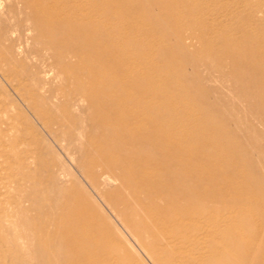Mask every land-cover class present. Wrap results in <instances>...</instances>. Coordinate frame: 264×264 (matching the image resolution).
<instances>
[{
	"label": "bare ground",
	"instance_id": "6f19581e",
	"mask_svg": "<svg viewBox=\"0 0 264 264\" xmlns=\"http://www.w3.org/2000/svg\"><path fill=\"white\" fill-rule=\"evenodd\" d=\"M186 6L0 0V151L17 180L0 196L22 191L31 264H264V134L251 154L230 137L238 115L193 89L219 70L264 122V16L254 48L217 35L216 61L217 42L190 50Z\"/></svg>",
	"mask_w": 264,
	"mask_h": 264
},
{
	"label": "rangeland",
	"instance_id": "374dc122",
	"mask_svg": "<svg viewBox=\"0 0 264 264\" xmlns=\"http://www.w3.org/2000/svg\"><path fill=\"white\" fill-rule=\"evenodd\" d=\"M182 1H183L184 6L186 5L190 6L188 8L186 6V8L190 10V13H193L192 15L195 20V24L192 27L189 25L190 27L187 28L188 29L187 34L192 36L194 39L193 46L190 47V50L192 49L191 51L199 52V50L201 51L202 49H204V46H207L206 44L217 42L213 44L214 47L212 50L209 48H206V49L207 50L209 49L212 57H214L216 61L218 59L219 60L222 59V57L225 58V54L221 49V47L223 46V43L219 39H217L218 38L217 35L226 33V31L228 32V35L231 36V37L229 36L230 42H233V43L239 42V43L246 44V46L249 47L250 49L255 47V43H254L255 41L252 42V40H250L251 39L250 32H253L255 30L258 32L260 30V27H261L260 22L257 20L264 16V13H263L264 12V0H252V1L251 0H182ZM163 8L164 7L157 6L154 9L153 14L154 15L158 14L159 11L163 10ZM191 8L194 11H192ZM178 15L182 16L181 14H178ZM177 16L175 15V17ZM213 20L215 21L213 22ZM197 22L199 23V25ZM256 23H258L259 25L258 24L256 25ZM196 26H197V29H196ZM203 29H206V30H203ZM197 30L198 31L201 30L202 32L200 31V33H203L205 31L207 33L209 31L210 32L208 33V35L206 33V36L203 35L202 37L200 33H199L200 36L198 35ZM232 35L234 36V38H232ZM244 36L247 38H245ZM200 37H202L203 39L202 38L200 39ZM204 39L206 40V43ZM208 39H210L212 42L210 40L207 41ZM194 49H197V50H194ZM205 67L206 68L204 69V66H202L201 67L202 70L196 71L197 75L199 73L200 74L198 76L196 75V77L198 78H195V79H197V82H199V85L202 88H199V85H196V87L198 88L194 87L193 89H195L197 92L204 91V93L207 94L209 100L211 102L216 103L218 107L225 109L226 112L238 115L237 116L239 118L238 123L237 124L233 123L234 125L231 124V127H230V129H234L236 132L235 134H231L230 137L232 139H236L237 141L239 140V141L246 143V146L249 152L251 154H254V152H256V146L254 145V142L251 141V139L259 138L261 137V134H264V122L255 118L258 116L257 114H260L259 111L256 109L252 111L251 110L252 108L249 109L250 104L249 102H247V100L244 101L242 99H239L238 97L239 94L243 92L241 91L239 93V90H235L236 88L234 87L235 85L232 79L230 80V78H228L229 80H227L226 78H223L221 72L216 69L211 70V73H210L208 70L209 68L207 66ZM192 69H193L192 66H190L189 70L192 71ZM226 71L229 72L228 67L226 68ZM210 74L212 75V77L216 75L215 76L216 78L214 77L213 78L214 80L207 81L205 77ZM249 83L250 85H252L251 82ZM249 83L248 82L244 83V85L249 86L248 85ZM2 100L3 102H8L7 97H3ZM239 106H240V109H239ZM247 109H249V111ZM245 110H247V112ZM252 125L254 126L252 127L253 129H251ZM235 127H238L237 129L239 130L235 129ZM246 141H249V142H246ZM262 143H264V138L262 140ZM6 157H7V153H5L4 151H0V186L7 185V184L9 185L11 183L14 186H17V180H16L15 175H13V172L9 170V168L7 167ZM243 173L250 175V170L246 169L243 171ZM5 190L6 189H2V191H5ZM1 198H4V199L2 200ZM13 198H17V200H21L22 191L21 190L16 191L12 187L10 188V192L5 197L0 196V209H4V208L10 209L12 210V212L15 210L14 217L12 218L13 220L12 225L9 226V234L6 232H3V230H1L2 227L0 229V264H31L32 258L30 254L28 253L26 243L24 242L25 240L23 237L25 234V231L27 230L22 225V222H23L22 215L19 214L14 208ZM262 215L258 214L257 217H261ZM231 218L234 220H237V219H240L241 217L233 214L231 215ZM7 237L15 240L17 244L16 249L12 248L11 245L7 244V240H6ZM12 254L15 255L14 258L11 257Z\"/></svg>",
	"mask_w": 264,
	"mask_h": 264
}]
</instances>
